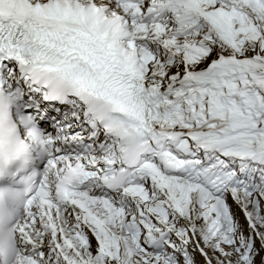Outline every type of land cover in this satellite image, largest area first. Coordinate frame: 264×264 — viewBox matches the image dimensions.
<instances>
[{
  "label": "snow or ice",
  "instance_id": "snow-or-ice-1",
  "mask_svg": "<svg viewBox=\"0 0 264 264\" xmlns=\"http://www.w3.org/2000/svg\"><path fill=\"white\" fill-rule=\"evenodd\" d=\"M0 264H264V0H0Z\"/></svg>",
  "mask_w": 264,
  "mask_h": 264
}]
</instances>
